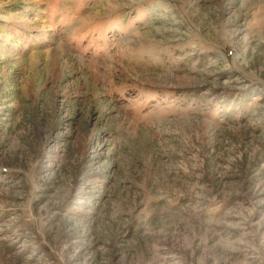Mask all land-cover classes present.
<instances>
[{
  "label": "rangeland",
  "instance_id": "obj_1",
  "mask_svg": "<svg viewBox=\"0 0 264 264\" xmlns=\"http://www.w3.org/2000/svg\"><path fill=\"white\" fill-rule=\"evenodd\" d=\"M0 264H264V0H0Z\"/></svg>",
  "mask_w": 264,
  "mask_h": 264
}]
</instances>
